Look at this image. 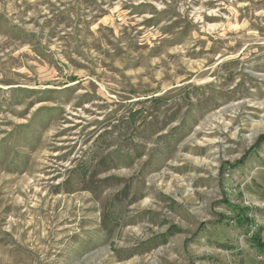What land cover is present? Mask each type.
I'll return each mask as SVG.
<instances>
[{
	"label": "rangeland",
	"instance_id": "obj_1",
	"mask_svg": "<svg viewBox=\"0 0 264 264\" xmlns=\"http://www.w3.org/2000/svg\"><path fill=\"white\" fill-rule=\"evenodd\" d=\"M261 136L264 0H0V264H264Z\"/></svg>",
	"mask_w": 264,
	"mask_h": 264
},
{
	"label": "trees",
	"instance_id": "obj_2",
	"mask_svg": "<svg viewBox=\"0 0 264 264\" xmlns=\"http://www.w3.org/2000/svg\"><path fill=\"white\" fill-rule=\"evenodd\" d=\"M263 139H264V136H261L260 140L262 141ZM81 169H82V172H83L82 176L85 177V174H84L85 169H84V168H81ZM106 169H108V167H105V168L103 169V171L106 170ZM108 180H110V176H106V177L100 179V180H99V183H101L100 185H104V184L107 185V181H108ZM106 185H104V187H105ZM180 231H181V230H180L179 227H177V226H175V225H171V226L167 229L166 232H163L162 234H158V241H159V243H165V242L167 241V236H168V235H174L175 233H178V232H180ZM156 239H157V238H156ZM155 243H157V242H155ZM262 251H263V250H262Z\"/></svg>",
	"mask_w": 264,
	"mask_h": 264
}]
</instances>
